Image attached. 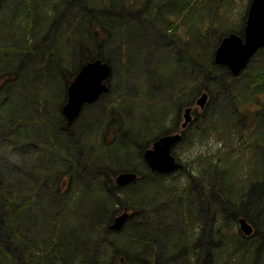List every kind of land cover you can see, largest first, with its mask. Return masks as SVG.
<instances>
[{
  "label": "trees",
  "instance_id": "1",
  "mask_svg": "<svg viewBox=\"0 0 264 264\" xmlns=\"http://www.w3.org/2000/svg\"><path fill=\"white\" fill-rule=\"evenodd\" d=\"M41 1L42 0H36L37 4H35V6L33 0H0V34H2L3 30L4 36V42H0V52L2 50L3 53L18 54L16 59H7L6 54L0 56L2 74L7 77L4 81L6 89L4 94L12 93L11 89L13 88L12 85L15 78L9 77L18 76L16 71H7L6 67L16 68L20 63L24 64L25 61L22 58L24 55L29 56V53L25 51L30 53L31 51L33 52L37 64H41L43 79L50 80L59 76L54 74V70L57 68L62 69V67L65 66V60H59V57H57L58 54L51 60V58H48V54L51 52L56 53V48L63 43L64 51L67 53L70 60H77L75 66L71 65L72 70L70 71V75H73L76 70L78 71L79 65L82 63L84 57L80 54L79 48L83 29H85V31L86 29L88 30L86 35L89 36L91 34L89 30L95 31V25L100 21V15H96V13L99 11L111 12L116 4V0H48L50 10L46 18L52 21V23L46 28V32H48L47 36H49H46V38H48V40L51 39L52 44L47 45L44 43V45L39 48V40L36 39L35 32L38 14L40 15V13H43L39 5ZM191 1L192 0H184L186 4ZM51 2H58V12L54 9ZM22 4L28 7V11L25 18L19 23L16 22L15 19L18 18L16 13L20 11ZM23 21H25L23 24L25 38H22L20 34ZM73 21H75V30L71 28V23ZM101 21L103 23V26H101L102 36L117 32L112 26L110 15H101ZM171 26L172 22L170 21L167 27ZM75 31H78L79 36L75 35ZM234 32L239 33L236 30ZM60 33H62L63 42L60 41L58 43V36H60ZM65 37H67V41L64 39ZM187 48H191V46ZM15 49L17 51L22 49L24 52L16 53L14 52ZM105 49L111 50L112 55L116 52L117 62L123 57V53L124 55L128 53L127 49H129V47L119 42L116 43L115 40L112 41L110 39L102 47L96 48V46H94V49L87 50L89 54L88 57H90L89 59L93 60L100 58L110 63L112 65L113 74V66L115 65L114 59L105 55ZM93 51H95V53ZM38 53L40 54L38 55ZM37 55L38 58H42V60L49 59L50 61L43 65L42 60L37 61ZM175 58L180 62L174 67L175 71L173 73L168 75L153 73L155 75V80L147 82L146 85L148 84L150 86L146 87V89L143 88V92L139 93L140 96H143V102L139 103V101H136L132 103L126 100L127 95L125 91L127 90L128 81L121 77V73L119 78L116 79L115 82L117 83L119 91L116 96L118 103L117 110L107 115V124H105L100 131L104 135L101 137L95 135L89 136L88 145L92 148L95 147L98 153V156H96L94 160V162L99 164L97 169H101L104 173H110L113 168L118 167V170L133 171L137 173L138 177L125 187L116 186L114 189L113 187H109L107 190L102 191L99 190V187L95 184L93 186L87 184L83 185L87 191L83 197L84 202L90 205V207L86 208L83 212V216H81L84 221L83 219L82 221L76 219L74 223L70 221L71 216L75 217L74 212L68 209L61 210L63 204L62 201L59 203L58 200H56L53 205H50L56 208L52 209L51 217H49V203L42 200L40 201L41 197L45 198L46 196L38 193L36 189L47 194L46 188L49 187V184L52 186L55 184H43V180H40L41 175L35 177L31 176L33 175L31 171L35 172L37 168L38 173L43 172L39 171V169L46 164L42 163L40 165L38 163L36 168H34L29 163L31 166L28 170L29 176L24 177L23 180L17 178V160L12 161L7 156V151L9 149L8 142L11 139V134L13 132L15 134V131L11 129V125L6 126L7 128L0 127V264H111L105 258V255L109 252H112L119 261L124 258L122 261L123 264H129V262L135 264H149L145 259V254L147 253V256L152 259L155 254H160L162 256L164 248L163 251L160 249L159 245L161 243L166 245L167 254H175L177 258H179V253L175 250V244L181 246V241L185 240V237L182 236L177 229H174L172 232L167 231V225L174 224L179 217L183 219L182 217L188 215L184 214L190 211V208L187 207V188L184 187V189H182L181 185L184 182H188L189 179L192 180L196 166L192 172L177 170L167 174L153 173L150 183H146L147 176L143 165L133 164L127 160L124 161V157L126 158L128 155L135 153V157L140 158L143 163L142 152L145 145L141 142V137L146 125L144 123L145 117L148 122L147 112L159 106L158 99H153L156 100V103L154 101H147L144 95L149 96L148 90H152V87L159 89L163 82H167L166 84L169 87V92L174 94L182 92L185 88L181 87L177 81L172 79L166 80L165 78L175 75L179 69L180 71L190 69L194 75L196 74L198 78L200 77L201 81L208 84L209 90L213 93L214 101L219 100L218 96L220 93L223 95L230 94L234 97L232 104L234 106L231 107L230 111L231 117L229 120H226L225 117L220 118L225 125L221 129L224 132H228L227 137L231 138L235 136V148L232 152L234 153L240 150L241 147H238L237 144L241 143L243 140L245 143L243 147L257 145L264 151V133L262 135L254 128V125L256 127L259 125V120H257L259 116L256 115L254 119L252 117L249 118V113H244L243 111V106L245 105H255L256 109L254 110L264 109V50H259L250 60L246 69L237 77L231 76L230 73L228 77L223 76L220 70L221 68L216 64L198 65V71L193 70L196 67L191 66V60L196 61L198 59L200 62L205 60L203 59L204 57L200 55V52L197 56L191 51L187 52L185 49H178ZM13 60H16L17 63H10ZM67 65L70 66V64ZM161 66L163 65H159L158 67ZM123 69L124 67L122 66V70ZM125 73H128L127 70ZM141 74H146L144 69L141 70ZM243 74H245V78H242ZM45 76H47V78H45ZM260 95H263V97L260 98ZM12 97L13 96H11V99ZM3 99L5 100L6 97H3ZM3 99L0 97L1 117H3V114L6 115L3 111L12 106L11 104H7ZM190 100L191 99L185 100V98H182L178 105L180 106L181 102H183V104H188ZM136 107L140 108V112H144L145 117L143 115L139 118L134 117V108ZM216 108L217 107L213 105L206 106V109H212V112H215ZM251 111L253 110L248 112ZM47 113L46 111L45 114ZM250 120L253 123H251ZM260 121L264 122V118ZM134 123H136V125H134ZM108 132L111 134V138L105 135ZM126 135L135 142V152H130V142L124 140ZM39 141L38 139V142ZM16 142L17 139L15 137V156H17L19 151V146H16ZM181 143H183V141ZM181 143L179 145H181ZM31 146V143L24 144L25 148H31ZM40 146L41 145L38 144V151ZM192 146L193 144H191V147ZM95 154L92 153L91 156ZM214 156V162H210L208 167L205 166L203 168V175L206 183L205 185L202 183V186L203 189L208 192H212L220 182H222L223 185L228 184V182H223L226 180L222 178V174L227 167L222 166L223 163L218 159L220 157L219 155L215 154ZM47 159L51 162V158L48 155ZM237 160L238 159L235 161ZM255 160H260L261 170L259 172H252V170L249 169L243 177L244 180L252 178L255 180V183H253L249 192L245 194V198L241 203H233L235 207H231L230 212L233 216L232 220L237 222V215H243L256 226L257 230L258 221L264 222V155H262V158L258 156ZM43 161L47 163L46 160ZM7 164L11 167H8ZM92 169L95 170V168ZM23 170L27 169L25 168ZM8 171L15 174L14 178H4V180H2L1 175ZM185 175H187V179ZM198 177L199 180L202 179L200 174ZM92 178L95 179L94 176H92ZM148 184L153 185V192L151 193L148 190ZM189 184L192 185V181ZM230 190L232 191V188ZM53 191H55V188H53ZM54 193L55 192H53L52 195ZM57 198H59V196H57ZM69 200L75 202L76 199H73L70 195L69 199L63 203H68ZM18 202L21 203V209L19 210L16 209ZM148 204L152 205L151 209L148 207ZM123 209L129 211V217L126 220L125 226H131V231L127 229L122 233V236L117 239L118 242H115V240L110 237L112 233L109 229V223L116 213L115 211L118 212ZM39 217L40 219L42 217L44 218L43 224L40 223ZM63 218L66 219L69 224L67 229H64L68 231L62 234L58 232V229L61 227L63 228V224L61 223ZM46 222L48 223L47 226H45ZM82 224H85L88 236L84 233ZM188 229L191 230V227H188ZM98 231L102 233L101 240H98L95 236ZM59 233L62 237L59 236ZM74 234H78V236ZM124 239L125 241L122 242L124 248H116V243H121ZM257 242L259 241L250 240L246 242V245L243 247L231 246L230 243L231 249L240 250V252H232L230 250L229 258L232 256L233 260L231 264H237L235 263L236 257L242 254L247 255L248 258H251L250 256L254 257V259H247L248 264L250 262L260 264L258 261L264 249H261L260 245L258 247ZM219 246L220 244L215 247L216 264L219 261L221 264L223 259L224 248L221 247L219 249ZM155 260L154 264H160L159 257L156 256ZM203 263L208 264V260L204 258ZM161 264H164V262ZM169 264L194 263L187 257L180 259L178 263Z\"/></svg>",
  "mask_w": 264,
  "mask_h": 264
},
{
  "label": "rangeland",
  "instance_id": "2",
  "mask_svg": "<svg viewBox=\"0 0 264 264\" xmlns=\"http://www.w3.org/2000/svg\"><path fill=\"white\" fill-rule=\"evenodd\" d=\"M200 1L201 2H198V5L202 6L203 8L198 11V14H202L206 17L209 10L213 11L212 12L213 15L211 16L215 18V22L210 23L209 21H207L205 26L207 28H210V27H215V28L213 29L211 33L208 30V33L205 34V36L202 34V32H196L195 34H197L198 37L197 39H195V41L192 40L191 37H188L186 40L180 39L178 48H183L187 50L188 52V51H191L192 49L187 48V47L193 44V48L194 46L195 47L197 46V48H194V49L197 52H200V55L204 57L203 59L209 60L211 58L213 43L219 37L220 30H222L223 31L222 33H224V32H228L231 29L232 30L238 29L235 23H237L245 15L247 4H249L250 0H220L219 2H216L214 0H200ZM33 2H34V5L37 4L36 0H33ZM51 4L53 5L54 9L57 10L58 12L59 10L58 2L56 3L51 2ZM39 5L43 13H40V15L38 14L37 27H36V32H35V35L37 38L36 37L35 38L39 40L38 46L40 48L41 46L44 45V43H46L47 45L52 44L51 39L48 40V38H46L48 34V32H46V28H48V26L52 23V21H49L46 18V15L50 10L48 0H42ZM135 5L137 6V4ZM143 5L144 3L141 4V7ZM196 6H197V2L195 5V8ZM182 7H183V4L181 3L180 9ZM27 11H28V7L22 4L20 11L16 13V16L18 17L15 19L16 22L21 23V20L25 18ZM194 11L195 9L192 10L191 12L192 15L197 14ZM129 17L132 20V17L131 16ZM218 21L219 22L226 21L228 24L225 26H222V24L218 23ZM24 22L25 21L22 22V27L20 28V34L22 38H25V34H24L25 29L23 26ZM74 27H75V21L71 23V28L74 29ZM89 31L91 32V34L89 36L87 35V40H94L95 37H98V35L94 34L93 30H89ZM188 31H191V30L188 29ZM87 32L88 30L86 29V34ZM75 35L79 36L78 31H75ZM171 35H174V33ZM58 37H59L58 43L60 41L63 42L62 33H60V36ZM64 39H66L67 41V37H65ZM110 39L111 37L109 36V40ZM87 40H86V43H87ZM0 42L1 43L4 42L3 30H2V34H0ZM143 44L144 42L143 41L140 42L139 36L137 35V37H135V43L132 44L129 49H127L128 53L125 55L123 53L122 55L123 57L120 58L122 63L125 62L124 63L125 68L123 70H122V65L116 62L117 60L116 52H114L115 54L112 55L111 50L109 49L104 50V53L107 57L109 56L110 58L114 59V64H115L113 66L114 77L111 79L113 90H118L117 83L115 82L116 75L119 74L120 72H124L127 70L128 73L126 74H128L130 78L128 79L129 81H128L127 90L125 91V94L127 96L128 94L129 95L131 94L132 96L131 99H133L134 102L139 101V103L144 101L143 96H140L139 93L143 92V88L146 89V87L150 86L148 84L146 85L147 83L146 80L144 79V77H141L140 71L142 70V66L141 64H138L136 62L137 58L135 56V53L142 55V53L144 52ZM92 49H94V45L87 44V50H92ZM170 49L173 51V55H169V54L167 55V60L164 62L163 66L161 67H158L156 65L151 66V71L153 73H157V74L163 73V74L168 75L175 71L174 67L180 61L178 60L176 61L175 59L177 50H174L172 48ZM14 52L22 53L24 51H22V49H19L18 51L15 49ZM25 52L29 53V56L24 55V57L22 58L25 61L24 64L20 63L19 64L20 66L17 65L16 68L6 67L7 71L13 70V71H16L18 74V76L16 77H13V76L9 77V78H15V80L13 81V85H12L13 88L11 89L12 93L4 94L6 90L4 86V82L0 84V93H3L1 96L2 99L3 97H6V99L5 100L3 99V100L7 104L12 105L10 106V108L3 111L6 114V115L3 114V117H1L2 113L0 112V123H1L0 127L7 128L6 126L11 125L10 126L11 129L15 131V134L14 132L11 134V139L8 142L9 149L7 151V156L12 161H16L18 158V154L17 156H15V137L17 139V142H16V146H17L18 141H19V135H20L16 131V128L19 123V114H23L27 122H31L28 127L24 126V129H23L24 141H27L33 138V136L29 135V133L35 134L37 132V135L39 136V130H41V128L46 129V124L47 122H49L48 120L50 119L53 122L54 119L58 117L59 110L61 107L60 105L62 104L63 99L65 97L64 93H65V88H66V83H67V77L70 76V71L72 70L71 65L70 66L67 65L71 63V60L68 57L67 53L64 51L63 43H61L60 46L56 48V53L51 52L48 54V58H51V60L54 59L55 55L57 54H58L57 57H59V60H62V61L65 60L64 62L65 66L62 67V69L57 68L54 70V74L59 75V76H57L56 78H52L50 80L43 79V70H42L41 64L40 65L37 64L36 57L34 56L33 52L32 51L31 53L28 51H25ZM93 52L95 53V51ZM5 54L7 55L6 56L7 59H13V58L16 59L18 56V54L3 53L1 50L0 56L5 55ZM39 54L40 53H38V55ZM38 55H37V61H41L42 58H38ZM205 60H202V61H205ZM48 61L50 60L49 59L42 60V64L44 65ZM10 63L16 64L17 61L13 60ZM0 67H2L1 63H0ZM1 75H2V69L0 68V79L2 78ZM183 75L185 76L186 80L192 81L194 78V74H192L190 69L186 70ZM45 78H47V76H45ZM197 83H198V86L201 84L200 77L198 78ZM188 85H190V83H188ZM187 87H190V86H187ZM148 91L150 93L151 90L149 89ZM113 95H114L113 93L112 94L108 93L106 96L102 97L101 103L108 101L109 99L113 97ZM11 96H13L12 99H11ZM157 96H160V93L157 94ZM144 97L145 99H147V101H154V102L156 101V100H153V98H151L150 96L144 95ZM261 97H263V95H260V98ZM218 99L219 100L213 102V106L217 108H216V111L212 119H211V114H212L211 111H208V112L206 111L208 114H201L199 116L200 118L199 123H202L204 126L208 124L209 128L206 130L198 131L197 136L193 138L192 141L186 143V146H183V147L179 146L175 150L176 156L179 159H183L182 160L183 164L186 167L185 171L192 172L196 166L195 172L197 170L199 174L202 176V179L199 180V177L196 176L198 178L197 180L195 176H193L192 179H194L196 184L195 183L192 185L189 184L191 182V180L189 179L188 182H184L181 185L182 189H184V187L187 188V191H186V197L188 194L187 202L193 204L192 209L194 211L190 209V211L187 212L188 215L186 217H182L183 219H180L179 217V219H177L174 224L167 225L168 226L167 231L172 232L174 229H177V231L182 236L185 237V240L181 241V246H178L175 244V250L178 251L179 258H177L175 254L174 255L167 254V249H165L166 254L163 255L164 264L176 263V262H179L180 259L187 258V257H189L194 264H205L203 263V260H202L203 258H200L201 261H198L199 253L195 251L197 247L200 249V252L202 251V249H205L206 243L204 240H201L199 243L196 242L197 241L196 235H200L202 228L206 229L207 231L214 232L217 236L218 242H222L224 240V237H223V230H224L225 238L227 240H230L229 243H231V246L243 247L246 245V240L242 238V235H240L238 231L237 222L235 220H232L233 216H230V218L226 221L223 227V225H220V223L216 219V209H218V212L221 214L222 213L221 211H223L221 207H223L225 204L230 203V208L231 207L234 208L235 206L233 203H241L244 200L245 194L249 191L253 183H255V180L252 178H248L247 180H244L243 177L245 176V174L247 173L249 169H251L252 172H259L261 170V163H260L261 159L257 161L255 159L258 156L262 158V155H264L263 154L264 151H262L260 147L257 145L255 146L248 145V147H243V145L245 144L243 140L241 141V143L237 144L238 147H241L240 150H237L234 153L232 152L234 151V148H235L234 147L235 136H232L231 138L227 137L228 132H224L221 129L225 125L222 122L223 120H220V118L225 117L226 120H229V118L231 117L230 116L231 107L234 106L232 105L234 101V97L230 94L223 95L222 93H220L218 96ZM126 100H127V97H126ZM156 109H159V107H157ZM254 109H256L255 105H251L248 108V111L253 110L251 112H248L249 118L252 117L254 119L256 115L259 116L257 118V120H259V123H258L259 125L258 127L254 125V128L257 129L258 133H261L263 135L264 122L260 120L264 118V109H259V110H254ZM46 111L48 112L47 114H45ZM198 111L200 112L201 110L198 108ZM133 115L135 118H139L141 115L144 116V112L143 111L140 112V108L136 107L134 108ZM174 118H175V115H169L167 122H170L171 119H174ZM105 122H107V117H106ZM251 123L253 122L251 121ZM134 125H136V123H134ZM155 131H157V129L154 127V132ZM43 133L46 134L47 131L44 130ZM149 135L150 133L144 135V137L147 136L146 140L148 139ZM88 139H89V136L86 139L87 144H88ZM41 141L42 143L41 142L39 143L41 145L39 148V151L30 156V157H36V158H30V159L37 160V164L39 163L40 165L42 163L46 164L44 167H41L39 169V171H43L39 173V175H41V178H42L45 175V173L51 171L52 168L48 169L49 166L51 165L50 161L47 159L49 145H44L43 139H41ZM194 143L195 145L191 147V144H194ZM131 152H135V144L131 145ZM92 153L93 154L96 153V154L91 156ZM215 154L220 156L218 159L221 160V162L223 163L222 166L227 167L224 173L222 174V178L223 180H226L223 182H228V184L223 185L222 182H220L216 185V187L212 190V192H215L212 195L213 200L210 199V201H212L211 203L212 206L210 207L209 211L203 212L199 206V203H207L208 202L207 197L211 195L208 191L203 189V186H202V183L203 185H205L206 183L204 179V175H203V168L205 166L208 167L210 162H214ZM132 155L135 157V153ZM96 156H98V153L96 152V148L95 147L92 148L90 145H88L87 147L88 161L91 160L94 162V160L96 159L95 158ZM236 159L238 160L235 161ZM43 160H46L47 163H45ZM132 161L138 164L136 162V158L132 157ZM92 165L96 166L93 163ZM7 166L11 167L8 164ZM14 176H15L14 173L8 171L7 173H3L1 175L2 177L1 179L2 180H4V178L12 179L14 178ZM185 178L187 179V175H185ZM101 179L104 180V177H102ZM86 184L89 186L94 185V183L88 184V182ZM53 188H55V185L52 186L51 184H49V187L46 188V191L48 193L45 194L46 196L45 197L46 199L44 198L45 202H47V197H50L52 193L55 192L53 191ZM231 188H232V191L230 190ZM79 192H80L79 190H72V192L70 193H79ZM224 192L226 193V195L231 194L230 197L228 196L223 197ZM71 197L73 198V194L71 195ZM79 199H83V198L79 197ZM69 205L70 207H72L73 202H69ZM53 208H56V207H51L50 204H48L49 217H51ZM205 208L206 207H203L202 209H205ZM219 208L221 209V211L219 210ZM16 209L17 210L21 209V203L18 202V205H16ZM85 210L86 208L74 209L73 212H74L75 217L71 216L70 221H72L73 223L76 221V219L79 221H82L83 218L81 216H83V212ZM79 211H82V212H79ZM218 212H217V216H219ZM225 214H228V213L225 212ZM195 219L197 221H201V224L199 225L196 224L197 222H194ZM39 221L40 223L43 224L44 218L42 217L40 219L39 217ZM263 223L264 222L258 221L257 230H256V226H254L256 230L255 237L253 239H248L251 241L258 239L259 242H257V245L258 247L260 245L261 249L262 248L264 249V225ZM47 225L48 223L46 222L45 226ZM188 227H191V230L188 229ZM127 229H130L131 231V226L128 227V225L126 226L124 225L122 230H120L119 232L117 233L113 232L110 235L111 239H114L115 242H118L117 239L121 237L122 233H124ZM217 240L215 239L213 243L217 242ZM124 241L125 239L122 240L121 243H118V244L116 243V248H119V249L124 248V245L122 243ZM163 245L164 243H161L159 245L161 250L163 248ZM220 245H222V243H220ZM231 246H230V250L232 252H240V250H234L233 248L231 249ZM260 256H261L260 264H264V261H263L264 253L261 252ZM105 258L111 264H123L122 261L124 260V258L121 261L117 260L116 257L112 254V252H109L108 254H106ZM145 259L148 261L149 264H153V259L149 258L147 256V253L145 254ZM225 260L229 262V264L233 262L232 256L230 258L229 257L225 258ZM214 263L216 264L215 260H213V264ZM235 263L248 264V261L247 259H244V254H242L236 257ZM129 264H135V263L129 262ZM217 264H220V262H217ZM249 264H254V263L250 262Z\"/></svg>",
  "mask_w": 264,
  "mask_h": 264
},
{
  "label": "flooded vegetation",
  "instance_id": "3",
  "mask_svg": "<svg viewBox=\"0 0 264 264\" xmlns=\"http://www.w3.org/2000/svg\"><path fill=\"white\" fill-rule=\"evenodd\" d=\"M216 2H219L220 0H214ZM197 2V6L195 8ZM198 2H201L200 0H192L188 4H185L181 9V3L182 0H116V4L114 5V8L111 10V12L106 11H99L96 13V15H100V21L96 23L95 25V31L94 34L98 35V37H95V40H87V35L85 29H83L81 42L79 45L80 48V54L83 57L82 63L79 65V68L87 61H90V57H88L87 53V44L88 45H94L96 48L104 46L109 41V36L111 37L112 41H116V43H121L123 45H126L130 48L132 44L135 43V37L137 35L139 36L140 42H144V52L142 55L135 53V56L137 58L136 62L138 64H141L142 70L144 69L146 74L142 75L141 71V77H144L146 82L154 81L155 75L151 71V66H159L163 65L164 62L167 60V55H173V51L170 49L178 50L183 48H178L180 39L186 40L188 37H191L192 40L195 41L197 39L196 32H202V34L205 36V34L208 33V30L210 33L213 31L215 27L207 28L206 22L209 21L210 23L215 22V18L211 15H213V11H210L207 13L206 17L202 14H198V11L202 9V6L198 5ZM144 3V5L141 7V4ZM250 3V2H249ZM137 4V6L135 5ZM249 4H247L248 8ZM180 9V10H179ZM195 9L194 12H196V15H192V10ZM246 12L242 19H240L236 24V27L238 29H231L230 31H238L240 32L244 25L246 20ZM101 15L108 16L110 15L112 26L116 29V33H109L102 36V27L103 23L101 21ZM132 17V20L130 17ZM172 22L171 27H167L169 22ZM218 23H221L222 26L227 25L228 23L226 21H221ZM191 30V31H188ZM220 30V29H219ZM223 31L220 30L219 36L226 33H222ZM174 35H171L173 34ZM87 40V43H86ZM221 41V38H217L216 41L213 43V49L215 45ZM194 48H197V46ZM193 48V44L191 45V52L199 55V52H197ZM264 50V48H259L253 56L259 51ZM214 53V52H213ZM213 53L211 54V58L209 60L201 61L200 60H191V66H195L196 68L193 70L198 71L197 67L198 65L206 64V65H218L219 69L221 70V73L223 76L228 77L229 76V69L225 65L218 64L214 61ZM91 55V54H90ZM253 56L249 59L247 65H249L250 60L253 58ZM176 59V58H175ZM125 60V58H124ZM77 60H71V65L75 66ZM177 61V59H176ZM124 67V63L121 62L119 59L117 61ZM262 62V60H261ZM260 62V63H261ZM196 64V65H195ZM111 66V74L106 80V84L108 86L107 93H102L98 99H96L93 102H83L79 112L77 115L70 119L66 115H64L61 111V107L63 104L67 101V94H68V88L73 81L76 72L72 71L73 75H70L67 78L66 88H65V99H63L62 105L59 110L58 117L54 119L52 122L49 120L46 124V129L41 128L39 130V136L37 135V132L35 134L29 133V135H32L33 138L24 141L23 139V129L24 126H29L31 122H27L26 118L23 114H19V123L16 128V131L19 135V151H18V158L16 161V176L17 178H21L23 180L24 177H28V170L31 167L29 162L31 163L32 167L36 168L37 166V160H31L30 158H36V157H30L31 155L38 152V144L41 142V139H43L44 145H49L48 148V156L51 158V165L48 169H51V171L45 173V175L40 179L43 180V184H55V193L51 195L50 197H47V202L50 205H53L56 200L60 203L62 201L63 207L61 210H66L70 208L69 203H63L67 199H69V196L73 193L72 190H79L80 193H74L73 199H77L79 197L85 196L86 194V188L83 187L87 182L88 184L94 183L97 187H99V190H107L109 187H125V185H118L116 183V176L121 172H126L127 170L119 169L118 167H115L112 169L110 173H104L101 171V169H97L99 167V164L97 162H93L91 160L88 161L87 159V137L88 136H98L101 137L104 134H102L100 131L102 127L107 124L106 117L109 113H113L117 110L118 103L116 96L118 95V90H113L111 79L114 77L112 74V65ZM242 70L244 71L247 67ZM204 66V65H202ZM74 68V67H73ZM125 68V67H124ZM180 69L177 71L175 75L166 77V80H174L177 81V83L184 87L182 92L180 93H172L169 92V87L167 86V82L161 83V87L159 89L154 88L150 91L149 96L153 99H158L159 101V109H150L147 112L148 116V122L145 117V129L144 133L141 137V142L145 145V148L142 152V160L140 158H136L133 155H128L126 158L124 157V161L127 160L130 163L135 164V162L132 161V157L136 158V162L138 164H142L143 167L146 170V176H147V182L150 183L151 181V175L154 174H167L170 172H159L152 170L149 165L146 163V160L143 157V153L145 149L147 148H153L154 142L157 141L159 138L165 135H179V139L174 142L171 145V153L172 155L178 159L180 163H182L179 170L186 169L185 165L183 164V159H179L176 156L175 150L179 146H186V143L192 141L193 138H195L198 134V131L200 130H206L208 129L209 125L207 124L204 126L202 123H199V116L201 114H208V111H211V109H206L207 105L212 106L214 102L213 93L208 88V84L204 81H201V84L198 86L197 80L198 75H194V78L192 81L186 80L185 76L183 75L185 73V70L180 71ZM241 71V72H242ZM240 72V73H241ZM121 77L129 81L128 79L130 76L124 72H120ZM119 74L116 75V79L119 78ZM220 73V76H221ZM239 73V74H240ZM193 74V73H192ZM234 75V76H239ZM0 84L3 83L6 80V76L4 74L1 75ZM242 78H245V74L242 75ZM246 80V79H241ZM137 82V81H136ZM190 83V85H188ZM190 86L187 87L186 86ZM190 88V89H189ZM206 92L208 94L207 101L205 103L204 107H200L197 104V99L200 96V93ZM108 93L114 94L111 99H109L106 102L101 103L102 97L106 96ZM160 93V96H157V94ZM3 93H0V97ZM131 94L127 96V100L134 103V100L131 99ZM182 98H185V100H190L188 104H183V102L180 103V106L178 103ZM262 98V97H261ZM250 105L243 106L244 113H248V108ZM186 108L190 109V121L186 124H183L184 122V110ZM198 108L201 110L198 111ZM207 111V112H206ZM176 113V114H175ZM213 113L211 114V119L213 117ZM169 115H175L174 119H171L170 122H167ZM113 120V119H112ZM251 121V120H250ZM213 123V122H212ZM148 124V125H147ZM154 127L157 129V131L154 132ZM46 130L47 133L44 134L43 131ZM148 139L146 140V137H144L145 134H149ZM27 135V136H29ZM105 135H107L108 138H111V134L108 132ZM38 139L40 140L38 142ZM125 141L130 142V146L134 145L135 142L132 141L131 138H129L126 135V138H124ZM183 141V143H181ZM38 142V143H37ZM31 143V148H25L24 144ZM181 143V145H179ZM51 144V145H50ZM195 145V143L193 144ZM190 149V148H189ZM131 152V151H130ZM59 162V163H58ZM95 164L96 166L92 165ZM58 165V166H57ZM27 170H23V169ZM92 168H95L93 170ZM33 175L32 177H35L39 175L38 168L37 171H31ZM195 178L198 180L196 176L199 175V172H194ZM110 174V175H109ZM92 176L95 177V179L92 178ZM104 177V180L101 178ZM89 179V180H88ZM134 181V180H133ZM131 181V182H133ZM194 184V179L191 180ZM130 182V183H131ZM196 184V183H195ZM91 190V189H90ZM148 190L149 192H153V185L148 184ZM36 191L42 195L45 196L44 193H42L40 190L36 189ZM249 192V191H248ZM211 195L207 197L208 202L207 203H199V206L203 212L209 211L210 207L212 206L213 200L212 195L213 192H209ZM81 195V196H79ZM59 196V198H57ZM229 197V195L224 192L223 197ZM151 198V197H150ZM46 199V198H45ZM188 199V195H187ZM226 199V198H225ZM44 201V198L41 197L40 201ZM58 203V204H59ZM74 208L78 206V203H73L72 205ZM193 206V204L188 205ZM90 205L87 203L80 204L79 208H89ZM148 207L151 209L152 205L148 204ZM186 207V204H185ZM203 207H206L205 209H202ZM221 209L223 211H221ZM219 208V210L222 212L221 214L218 212V209H216V219L220 223V225H225L226 221L232 216L230 214V203L225 204L223 207ZM193 210V209H192ZM194 211V210H193ZM217 212L219 213V216H217ZM228 213V214H225ZM187 212L184 214L186 215ZM243 215H237V219ZM215 217V216H214ZM213 217V218H214ZM249 221V220H248ZM194 222H197L196 224H201V221H197L196 219ZM250 222V221H249ZM63 228H59L58 232L65 233L68 230L67 229L69 222L66 221V219L63 218L62 222ZM251 223V222H250ZM204 224V223H203ZM60 225V224H59ZM83 225V231L88 236L87 228L85 224ZM253 226V233L249 236L242 235L245 239H253L256 235V230L254 225ZM204 227V226H203ZM114 231V230H113ZM116 233L118 231H115ZM59 233V236L61 234ZM101 231L96 232L95 236L98 240H101ZM75 236H78V234H74ZM197 241L200 242L201 240H204L206 245L205 249H202L200 252V249L197 247L196 252L199 253L198 261H200V258H204L208 260V264H213L214 260V252L215 247L222 243L223 241H228L225 238L224 230H223V237L224 240L222 242H218L217 236L212 231H207L206 229L202 228V231L200 235H196ZM169 238V237H168ZM166 238V239H168ZM217 240V242L213 243L214 240ZM256 240V239H255ZM258 241V239H257ZM164 248V251H163ZM162 248V251L165 252L166 245L164 244ZM154 254V253H153ZM159 257L160 261L159 263H162V256L160 254H155L153 258V264L155 257ZM156 261V260H155Z\"/></svg>",
  "mask_w": 264,
  "mask_h": 264
},
{
  "label": "water",
  "instance_id": "4",
  "mask_svg": "<svg viewBox=\"0 0 264 264\" xmlns=\"http://www.w3.org/2000/svg\"><path fill=\"white\" fill-rule=\"evenodd\" d=\"M259 48H264V0H251L243 29L239 34L231 32L221 39L214 51V61L225 65L232 75H238ZM110 74L109 63L100 58L83 64L68 88V98L61 108L62 113L72 119L79 112L83 102H93L102 93L107 92L108 86L105 82ZM207 97V93L203 92L198 97L197 104L204 107ZM190 119V109L186 108L183 124ZM178 139L177 134L165 135L154 142L153 148L145 149L143 157L152 170L171 172L181 167V163L171 154V145ZM136 177L135 172H121L116 176V183L125 185ZM128 215L126 210L116 215L110 228L120 230ZM238 223L244 235H251L253 226L245 217H240Z\"/></svg>",
  "mask_w": 264,
  "mask_h": 264
}]
</instances>
